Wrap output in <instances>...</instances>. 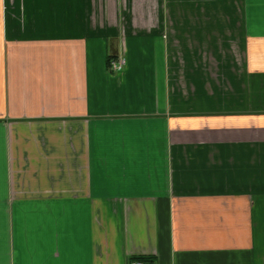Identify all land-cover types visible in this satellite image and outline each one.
<instances>
[{
  "label": "crops",
  "instance_id": "0c3cea01",
  "mask_svg": "<svg viewBox=\"0 0 264 264\" xmlns=\"http://www.w3.org/2000/svg\"><path fill=\"white\" fill-rule=\"evenodd\" d=\"M144 256L264 264V0H0V264Z\"/></svg>",
  "mask_w": 264,
  "mask_h": 264
},
{
  "label": "built area",
  "instance_id": "2783aa9c",
  "mask_svg": "<svg viewBox=\"0 0 264 264\" xmlns=\"http://www.w3.org/2000/svg\"><path fill=\"white\" fill-rule=\"evenodd\" d=\"M126 62L127 60L125 55L112 57L109 63V70L113 73H118L125 68ZM129 264H145V263L140 260H131Z\"/></svg>",
  "mask_w": 264,
  "mask_h": 264
},
{
  "label": "trees",
  "instance_id": "16d2710c",
  "mask_svg": "<svg viewBox=\"0 0 264 264\" xmlns=\"http://www.w3.org/2000/svg\"><path fill=\"white\" fill-rule=\"evenodd\" d=\"M137 259L144 262L145 264H150L149 262L153 260L151 257H147V256L139 257Z\"/></svg>",
  "mask_w": 264,
  "mask_h": 264
}]
</instances>
